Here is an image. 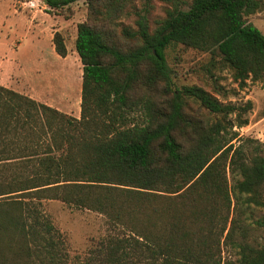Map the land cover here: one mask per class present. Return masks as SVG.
<instances>
[{
	"label": "trees",
	"instance_id": "obj_1",
	"mask_svg": "<svg viewBox=\"0 0 264 264\" xmlns=\"http://www.w3.org/2000/svg\"><path fill=\"white\" fill-rule=\"evenodd\" d=\"M76 1L46 0V12ZM162 1L155 27L147 10L122 22L136 0L87 1L79 118L0 84V264H59L46 200L124 231L104 241L108 264H223L225 246L236 264H264L245 222L264 208V143H235L252 104L221 100L217 78L176 86L166 55L181 44L210 54L212 77L222 63L241 88L259 81L264 33L246 17L264 0ZM53 42L66 57L60 31Z\"/></svg>",
	"mask_w": 264,
	"mask_h": 264
},
{
	"label": "rangeland",
	"instance_id": "obj_2",
	"mask_svg": "<svg viewBox=\"0 0 264 264\" xmlns=\"http://www.w3.org/2000/svg\"><path fill=\"white\" fill-rule=\"evenodd\" d=\"M87 1L71 4L67 15H54L46 12V0H0V84L79 118L78 90L82 93L83 64L75 40L78 24L87 18ZM167 7L162 0H136L135 8L130 9L122 22L136 27L137 13L147 10L149 22L155 27L156 21L165 17ZM246 19L264 33V7ZM56 31L64 35L66 57L55 50ZM166 55L176 86L200 83L212 90L211 84L217 78L215 86H222L229 93L225 98L213 92L221 100L241 106L250 101L252 108L246 114L249 122L237 129L241 140L235 143L245 141L247 147L251 143H264V77L259 81L248 80L241 88L233 81L232 70L222 63L213 68L211 76L209 53L180 44L169 47ZM44 210L58 231L54 238L61 257L59 264H108L103 260L105 239L111 235L125 236L124 231L112 227L107 217L97 211L60 200L44 201ZM263 218L264 208L260 207L245 219L249 241H263L264 226L257 223ZM223 255V264L237 263V255L230 246H225Z\"/></svg>",
	"mask_w": 264,
	"mask_h": 264
},
{
	"label": "crops",
	"instance_id": "obj_3",
	"mask_svg": "<svg viewBox=\"0 0 264 264\" xmlns=\"http://www.w3.org/2000/svg\"><path fill=\"white\" fill-rule=\"evenodd\" d=\"M80 90H81V89L78 90V95H81V96H82V93L80 92ZM65 94H66L65 96L68 95L67 92H65Z\"/></svg>",
	"mask_w": 264,
	"mask_h": 264
}]
</instances>
